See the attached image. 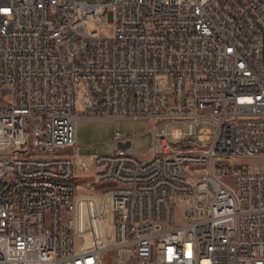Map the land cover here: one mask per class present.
<instances>
[{
	"label": "built area",
	"instance_id": "built-area-1",
	"mask_svg": "<svg viewBox=\"0 0 264 264\" xmlns=\"http://www.w3.org/2000/svg\"><path fill=\"white\" fill-rule=\"evenodd\" d=\"M87 117L151 147L75 165ZM222 160L264 161V0H0V264H264V170ZM88 171L110 229L80 250Z\"/></svg>",
	"mask_w": 264,
	"mask_h": 264
},
{
	"label": "rangeland",
	"instance_id": "rangeland-1",
	"mask_svg": "<svg viewBox=\"0 0 264 264\" xmlns=\"http://www.w3.org/2000/svg\"><path fill=\"white\" fill-rule=\"evenodd\" d=\"M91 5H106L108 0H78ZM104 17L96 22H91L87 31L100 30V36L106 37L108 29L104 24ZM98 27V28H97ZM78 105V104H76ZM212 129V127H209ZM119 133L125 141L131 142L130 150L133 155L140 157L149 150L152 143V131L146 120H118L110 122L105 119L83 118L76 128L78 154L74 158V164L82 161L89 162L96 157L110 156L117 150L114 142V134ZM256 165V170H264V161H231L222 160L219 164V172L224 180L229 168L242 165L243 163ZM91 171L79 174L75 172V187L77 200L76 210V249L85 250L91 247H102L110 229V209L107 203L100 201L97 195L91 196L90 190L82 185V179L86 178ZM85 181V180H84ZM81 182V183H80ZM69 213L66 219L73 218ZM176 217H181L175 211ZM177 218V220L179 219Z\"/></svg>",
	"mask_w": 264,
	"mask_h": 264
},
{
	"label": "bare ground",
	"instance_id": "bare-ground-1",
	"mask_svg": "<svg viewBox=\"0 0 264 264\" xmlns=\"http://www.w3.org/2000/svg\"><path fill=\"white\" fill-rule=\"evenodd\" d=\"M174 173H176V178H183L184 173H187V176H194V166L192 163L184 162V160H177V163L174 166ZM52 187L70 188V180L52 179Z\"/></svg>",
	"mask_w": 264,
	"mask_h": 264
},
{
	"label": "water",
	"instance_id": "water-1",
	"mask_svg": "<svg viewBox=\"0 0 264 264\" xmlns=\"http://www.w3.org/2000/svg\"><path fill=\"white\" fill-rule=\"evenodd\" d=\"M130 146H131V142L128 141V142H126L124 144H118L117 145V148H120V149H129Z\"/></svg>",
	"mask_w": 264,
	"mask_h": 264
},
{
	"label": "trees",
	"instance_id": "trees-1",
	"mask_svg": "<svg viewBox=\"0 0 264 264\" xmlns=\"http://www.w3.org/2000/svg\"><path fill=\"white\" fill-rule=\"evenodd\" d=\"M237 168H238V166H235V167H234V170L237 169Z\"/></svg>",
	"mask_w": 264,
	"mask_h": 264
}]
</instances>
